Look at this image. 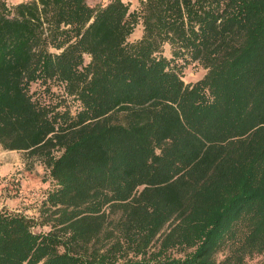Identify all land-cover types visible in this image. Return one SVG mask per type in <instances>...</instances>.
Listing matches in <instances>:
<instances>
[{"label": "trees", "instance_id": "obj_1", "mask_svg": "<svg viewBox=\"0 0 264 264\" xmlns=\"http://www.w3.org/2000/svg\"><path fill=\"white\" fill-rule=\"evenodd\" d=\"M0 146L52 184L38 218L0 209V264H246L264 0H0Z\"/></svg>", "mask_w": 264, "mask_h": 264}, {"label": "rangeland", "instance_id": "obj_2", "mask_svg": "<svg viewBox=\"0 0 264 264\" xmlns=\"http://www.w3.org/2000/svg\"><path fill=\"white\" fill-rule=\"evenodd\" d=\"M129 1L132 6L137 5V0ZM202 73V68L192 63L184 68V80L193 81ZM51 186L48 170L39 159L27 156L25 152L4 150L0 146V209L6 207L11 211H23L30 217L38 218L39 200ZM34 229L46 231L48 227L36 226ZM263 262L262 253L247 258L246 264Z\"/></svg>", "mask_w": 264, "mask_h": 264}, {"label": "crops", "instance_id": "obj_3", "mask_svg": "<svg viewBox=\"0 0 264 264\" xmlns=\"http://www.w3.org/2000/svg\"><path fill=\"white\" fill-rule=\"evenodd\" d=\"M13 2H18L19 0H12ZM96 0H87L88 4H93Z\"/></svg>", "mask_w": 264, "mask_h": 264}, {"label": "built area", "instance_id": "obj_4", "mask_svg": "<svg viewBox=\"0 0 264 264\" xmlns=\"http://www.w3.org/2000/svg\"><path fill=\"white\" fill-rule=\"evenodd\" d=\"M103 1H108V0H103Z\"/></svg>", "mask_w": 264, "mask_h": 264}]
</instances>
